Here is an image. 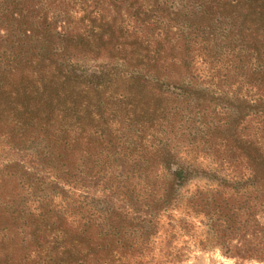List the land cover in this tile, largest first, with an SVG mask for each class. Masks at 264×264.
Returning <instances> with one entry per match:
<instances>
[{
    "label": "trees",
    "instance_id": "obj_1",
    "mask_svg": "<svg viewBox=\"0 0 264 264\" xmlns=\"http://www.w3.org/2000/svg\"><path fill=\"white\" fill-rule=\"evenodd\" d=\"M0 145V264H264V0H0Z\"/></svg>",
    "mask_w": 264,
    "mask_h": 264
},
{
    "label": "rangeland",
    "instance_id": "obj_2",
    "mask_svg": "<svg viewBox=\"0 0 264 264\" xmlns=\"http://www.w3.org/2000/svg\"><path fill=\"white\" fill-rule=\"evenodd\" d=\"M81 65L86 69H94L96 66L101 65V62H82ZM178 149L180 146H176ZM25 157L23 152L6 148L3 145H0V165L20 162L21 159ZM1 169V167H0ZM36 169V170H35ZM34 170L27 171L28 173L20 172V168L16 170V177L21 176L23 182L27 183L30 186H34L32 179L37 183V189L39 191H44L45 193H50L54 189V185L50 183L51 180L47 179V175L42 172H39V168ZM12 173V169L8 170ZM19 178V177H18ZM190 188V191L194 189ZM196 186V185H195ZM26 187V186H24ZM55 190V189H54ZM59 192V191H58ZM99 196L98 193L95 194V197ZM27 197L26 190L19 186L17 188V202L25 199ZM56 212V209H55ZM57 213V212H56ZM60 214V212H58ZM23 222V219L21 220ZM196 228H198L196 226ZM196 230V236L202 235L205 231H201L200 227ZM29 226L28 224H21L18 228H15L12 231L2 233L0 232V262L4 261L6 255L7 257L13 259L16 263L26 262L30 253L34 250V244L31 242V239L28 237ZM182 264H235V260L227 258L223 255L219 249H208L205 251H194L188 254L187 259L183 260ZM245 264H263L260 262H245Z\"/></svg>",
    "mask_w": 264,
    "mask_h": 264
}]
</instances>
